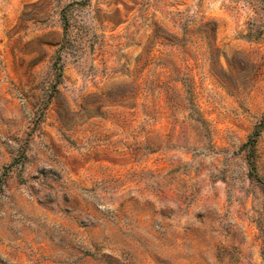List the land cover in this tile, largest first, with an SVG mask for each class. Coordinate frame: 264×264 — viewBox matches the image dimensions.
Instances as JSON below:
<instances>
[{
    "label": "rangeland",
    "instance_id": "rangeland-1",
    "mask_svg": "<svg viewBox=\"0 0 264 264\" xmlns=\"http://www.w3.org/2000/svg\"><path fill=\"white\" fill-rule=\"evenodd\" d=\"M263 115L264 0H0V264H264Z\"/></svg>",
    "mask_w": 264,
    "mask_h": 264
},
{
    "label": "trees",
    "instance_id": "trees-1",
    "mask_svg": "<svg viewBox=\"0 0 264 264\" xmlns=\"http://www.w3.org/2000/svg\"><path fill=\"white\" fill-rule=\"evenodd\" d=\"M60 60H61V55H57L54 64H53V68L56 72L55 74V78L60 77L61 76V66H60ZM263 119H264V115H263ZM264 122H260L257 123L254 130L252 131V133L249 135L248 140L246 141V143L244 144V147L247 149V155L250 157L252 156V154L255 151V146L256 143L258 142V138L263 130V125Z\"/></svg>",
    "mask_w": 264,
    "mask_h": 264
}]
</instances>
